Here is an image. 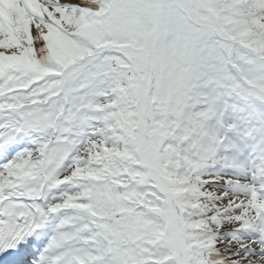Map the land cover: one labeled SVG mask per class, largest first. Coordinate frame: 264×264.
Returning <instances> with one entry per match:
<instances>
[{"label": "snow or ice", "instance_id": "6c2138e0", "mask_svg": "<svg viewBox=\"0 0 264 264\" xmlns=\"http://www.w3.org/2000/svg\"><path fill=\"white\" fill-rule=\"evenodd\" d=\"M0 264H264V0H0Z\"/></svg>", "mask_w": 264, "mask_h": 264}]
</instances>
